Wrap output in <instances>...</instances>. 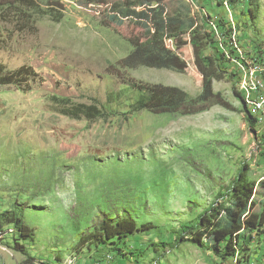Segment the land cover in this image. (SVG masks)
<instances>
[{
    "label": "rangeland",
    "instance_id": "obj_1",
    "mask_svg": "<svg viewBox=\"0 0 264 264\" xmlns=\"http://www.w3.org/2000/svg\"><path fill=\"white\" fill-rule=\"evenodd\" d=\"M58 1L60 20L44 3L30 12L27 30L21 19L0 18V62L11 69L29 64L39 73L29 91L0 88V211L24 208L35 236L23 243L34 264H139L135 257L144 264H235L189 241L177 248L163 242H174L242 168L249 181L264 180V128L249 125L235 92L241 74L238 85L229 74L214 82L231 108L215 104L190 115L129 113L128 100L108 103V98L130 92L133 82L175 85L198 96L203 74L197 61L212 51L205 44L204 6L214 21L231 22L235 39L228 40L238 54L246 52L242 42L250 50L264 43V0L253 22L243 7L232 10L227 0L224 6L219 0H164L169 12L197 22L196 31L168 40L187 61L184 72L123 67L121 60L151 36L147 29L133 18L108 23L106 14L79 9L83 0ZM53 95L111 109L103 118L76 119L56 110ZM258 199L254 209L261 211L264 196ZM127 215L144 231L130 240H139L131 248L135 257L122 260L92 243L91 234L104 217ZM7 230L0 233V264H22L26 255L14 248L13 227ZM261 255L253 252L254 259Z\"/></svg>",
    "mask_w": 264,
    "mask_h": 264
},
{
    "label": "trees",
    "instance_id": "obj_2",
    "mask_svg": "<svg viewBox=\"0 0 264 264\" xmlns=\"http://www.w3.org/2000/svg\"><path fill=\"white\" fill-rule=\"evenodd\" d=\"M83 1L86 3L83 4L84 6L96 5L100 12L97 15L106 14L108 23L123 24L125 18H133L151 34L147 40L136 45L121 60L123 67L147 66L158 69L166 68L177 72L186 70L187 61L167 46L166 39H173L192 29L195 30L197 22L193 17L184 16L180 12H169L164 0ZM227 1L232 10H235L238 5L243 7L245 10L242 9V12L248 15L252 22L259 19L261 10L259 0ZM224 2L225 0H219L223 6ZM44 3L50 8L49 13L53 18L56 20L62 18V13L59 11L63 7L58 0H0V6L4 10L0 14V18L3 19V14H6L10 20L21 19V29L27 30L32 26V13L30 12L41 7ZM103 4H109L108 12L102 10ZM204 8L207 13L203 24L207 39L205 44L212 48V51L197 61V66L203 74L202 91L198 96L193 97L186 90L175 85L133 82L129 83L130 92L127 90L112 92L109 95L108 103L128 100L129 113L146 110L155 114L190 115L208 110L215 104L231 108L232 105L223 99L220 92H215L213 86L215 81L223 80L228 74L236 80L238 85L240 74L242 78V72L240 73V68L233 59H238L246 67L250 81L252 68L250 58L256 59L257 61L253 64V79L257 78L263 81L264 43H256L253 50H250L246 49L240 40L246 52L243 53L239 49L237 54L229 47L231 44L228 39H235V36L232 37L231 22L225 18L214 21L213 17L208 14L209 10L206 5ZM58 12L59 14L56 15ZM218 34L222 37L220 40H218ZM225 45L229 47L228 52L225 51ZM232 61L233 63H231ZM38 78L39 73L32 65L24 64L11 69L0 62V88L15 86L20 90L29 91ZM235 92L247 110L249 125L256 127L257 120L247 108L243 94L240 91L235 90ZM51 100L58 112L76 119L103 118L106 116V110L111 109L107 106L100 107L94 103L74 102L69 97L56 95H53ZM259 196H264V180L258 183L249 181L242 168L216 201L198 215L196 220L185 224L177 232L178 235L175 236L174 242L163 243L172 244L174 248H177L179 244L189 241L203 250H211L227 263L235 260L238 264H252L253 252L260 251L262 254L261 251L264 250V201H260L263 204L261 211L254 209ZM9 226H12L16 233L14 248L26 255L22 264H34V257L29 254L28 247L23 243L33 240L35 236L33 228L25 220L24 208L16 205L12 209L0 211V233L7 232ZM142 228L144 225H140L130 215L104 217L91 234L92 240L95 241L92 243L100 246L99 248H107L108 253H112L118 259L132 258L135 257L132 255L135 251H132L131 248L135 247L134 244H137L139 240H135L136 242L133 244L130 240L138 237L137 233L144 231ZM188 234L191 236L188 237ZM151 235L152 233L148 234L150 238H152ZM261 258L256 260L259 261ZM135 259L139 264H144L138 257Z\"/></svg>",
    "mask_w": 264,
    "mask_h": 264
},
{
    "label": "built area",
    "instance_id": "obj_3",
    "mask_svg": "<svg viewBox=\"0 0 264 264\" xmlns=\"http://www.w3.org/2000/svg\"><path fill=\"white\" fill-rule=\"evenodd\" d=\"M108 5L109 4H103L104 12H108ZM78 8L86 9L84 5H79ZM89 12H92L95 15L97 14L96 11H89ZM212 28H213V24H212ZM236 33H239L238 29H236ZM231 45H232V51H235V43ZM250 59L252 60V68H251V73H250L251 86L248 87L247 89H239V91L243 94L246 106L249 109L250 113L257 120L256 126H260L264 128V80L262 81V89L253 88V77H254L253 64L257 60L254 58H250ZM240 73H241V69H240ZM261 252H262V258L259 261L254 259L252 261V264H264V250ZM99 264H106V263H99ZM235 264H238V263L235 262Z\"/></svg>",
    "mask_w": 264,
    "mask_h": 264
},
{
    "label": "bare ground",
    "instance_id": "obj_4",
    "mask_svg": "<svg viewBox=\"0 0 264 264\" xmlns=\"http://www.w3.org/2000/svg\"><path fill=\"white\" fill-rule=\"evenodd\" d=\"M84 7H87V8H91L92 11H96L97 14L100 13L99 12V9L96 5L94 4H90L88 6H84ZM168 40H172L171 38H167L166 39V44L168 47L169 46V43H168ZM173 47V46H172ZM237 64H238V67L241 69V72H242V78H241V84H240V89H247L248 87L251 86V81L248 79V70L246 69V67L242 64V62H240L238 59H233ZM253 88L254 89H262V80L260 79H253Z\"/></svg>",
    "mask_w": 264,
    "mask_h": 264
}]
</instances>
